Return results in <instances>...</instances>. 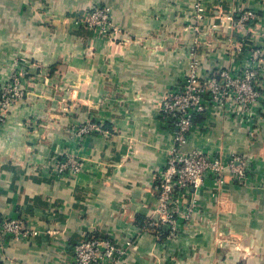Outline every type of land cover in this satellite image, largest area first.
Wrapping results in <instances>:
<instances>
[{
	"label": "crops",
	"instance_id": "crops-1",
	"mask_svg": "<svg viewBox=\"0 0 264 264\" xmlns=\"http://www.w3.org/2000/svg\"><path fill=\"white\" fill-rule=\"evenodd\" d=\"M196 3L0 0V83L29 71L26 94L0 123V217H22L37 230L0 242V264H70L72 244L92 233L122 246L134 240L126 264H264L262 173L248 186L208 182L175 239L149 227L155 177L175 144L161 114L166 93L194 60L204 72L232 64L242 44L264 49V0H203L200 13ZM106 4L116 39L83 23ZM248 9L258 18L242 35L235 21ZM88 121L100 129L77 136ZM195 148L242 151L264 165L248 125L227 116H200L183 147ZM67 152L85 169L58 176L56 160Z\"/></svg>",
	"mask_w": 264,
	"mask_h": 264
},
{
	"label": "built area",
	"instance_id": "built-area-1",
	"mask_svg": "<svg viewBox=\"0 0 264 264\" xmlns=\"http://www.w3.org/2000/svg\"><path fill=\"white\" fill-rule=\"evenodd\" d=\"M196 8L198 13L203 11V0H197ZM257 18L258 14L248 9L240 13L235 25L243 35ZM83 23L102 36L118 38L119 26L107 4L94 6ZM233 55L236 59L229 66L204 72L194 60L181 83L169 90L162 100L161 114L175 144L168 153L165 168L155 177L157 205L148 223L159 236L169 240L177 238L184 227L189 226L197 210V194L208 182L224 187L230 180L240 185L249 179V174L243 173L242 165L247 164L239 152L219 155L199 148L183 149L200 116H227L241 123L252 118L248 109L261 98L258 79L264 49L257 44H242ZM28 74L27 68H19L9 80L0 83V123L10 107L26 94ZM98 129V124L88 121L80 124L75 134L84 136ZM55 169L58 176L80 173L85 169V162L80 155L67 152L57 158ZM36 234L37 230L28 226L22 217H0L2 244L8 238L23 239ZM135 246L134 240L122 246L112 236L92 233L72 244L70 264H126V253Z\"/></svg>",
	"mask_w": 264,
	"mask_h": 264
},
{
	"label": "rangeland",
	"instance_id": "rangeland-1",
	"mask_svg": "<svg viewBox=\"0 0 264 264\" xmlns=\"http://www.w3.org/2000/svg\"><path fill=\"white\" fill-rule=\"evenodd\" d=\"M259 71H260V77L258 79V84H259V90H260L259 92L261 94V98L257 100L254 99L255 102H253V104H252V100L248 102L249 104L250 103L252 104L251 105L252 107L248 109V112L249 110L250 112H252L251 114L252 118L250 119V121L245 122L243 124L248 125V133L251 140V144L256 143L257 145L263 146V150H264V85L261 84L264 83V56ZM233 152H238V151H233ZM239 154L241 156V159L245 160L247 164L246 166L242 165L243 173L249 174V179L247 183L246 182L241 183L240 186L252 185L253 182L251 181L254 174H259V173L264 174V165H260V164L258 165V162L255 161V159H257L258 156H255L256 158L254 156L247 157L245 153L242 151H239ZM263 154L264 152L262 153V156ZM260 183L264 184V181Z\"/></svg>",
	"mask_w": 264,
	"mask_h": 264
}]
</instances>
